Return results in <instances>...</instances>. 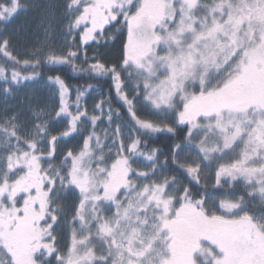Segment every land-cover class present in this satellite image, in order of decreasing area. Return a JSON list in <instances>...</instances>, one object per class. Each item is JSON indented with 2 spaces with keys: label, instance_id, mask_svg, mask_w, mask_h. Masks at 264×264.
Returning a JSON list of instances; mask_svg holds the SVG:
<instances>
[{
  "label": "snow or ice",
  "instance_id": "6c2138e0",
  "mask_svg": "<svg viewBox=\"0 0 264 264\" xmlns=\"http://www.w3.org/2000/svg\"><path fill=\"white\" fill-rule=\"evenodd\" d=\"M0 264H264V0H0Z\"/></svg>",
  "mask_w": 264,
  "mask_h": 264
},
{
  "label": "rangeland",
  "instance_id": "374dc122",
  "mask_svg": "<svg viewBox=\"0 0 264 264\" xmlns=\"http://www.w3.org/2000/svg\"><path fill=\"white\" fill-rule=\"evenodd\" d=\"M32 15V11H29L27 13H21L19 16L16 17L15 20H13L10 24H8L7 26V32L9 34H13V45L16 48V50L20 53L23 52L24 48L32 43H35L37 38H42V34L38 31L37 29V23H38V19L36 21V23H34L32 25V23L28 22L26 19H29ZM30 28H34V33L32 31V33H29V30H31ZM37 33H39L38 35H36ZM59 33V32H58ZM63 37L59 35L58 40H60V43L63 42ZM57 41V40H56ZM105 48H102V50H104ZM101 49L100 51L103 52ZM89 55L93 54L92 49H89ZM33 91L36 92V94L40 95L41 97L44 98H49L51 97V93L49 91L48 88L46 87H42L40 84L37 85H32L29 88L23 89L21 91V95L28 93L31 94ZM75 96H70V99L74 101ZM88 98V97H86ZM93 98L95 99H99V96H95V97H89V99L87 100V102L90 103V108L92 106L93 103ZM141 116H143L144 118H149V119H155L154 116H151L149 114V112L147 110H142L141 111ZM77 143L76 140H73L69 146L75 145ZM65 239L61 238L60 240V244L61 246L65 243Z\"/></svg>",
  "mask_w": 264,
  "mask_h": 264
},
{
  "label": "trees",
  "instance_id": "16d2710c",
  "mask_svg": "<svg viewBox=\"0 0 264 264\" xmlns=\"http://www.w3.org/2000/svg\"><path fill=\"white\" fill-rule=\"evenodd\" d=\"M119 48V44H115L113 46H111L110 48H107V49H104L101 50L103 52H106L107 53V59H112L114 58L117 50ZM62 75V78L66 80V82L70 85L73 86V88H75L76 86H80V85H84L86 86L87 83H91L93 85H96L97 83H99L100 85H102L103 87V91L106 93L110 87V84H111V81H110V78H108L107 80H104V79H101L99 82L98 81H95V80H92V81H86L84 79H80L79 78V74H76V73H73L71 68L68 67V66H64L62 72L60 73ZM72 96H75V92H72L71 93ZM112 95H113V98L115 97V92L113 90L112 92ZM95 96H99L100 97V93L99 91L96 92V93H93L92 96H89V97H95ZM86 98L87 100L89 99ZM75 100V98H73ZM118 104V102L114 103V107H116ZM88 105H89V108H90V103L88 102ZM153 140V143L155 146H159L161 148H165L166 145L168 143H170V141L168 140L167 136L165 134H157V136H154L152 138ZM73 140L69 141V144L72 142Z\"/></svg>",
  "mask_w": 264,
  "mask_h": 264
},
{
  "label": "flooded vegetation",
  "instance_id": "af4514ba",
  "mask_svg": "<svg viewBox=\"0 0 264 264\" xmlns=\"http://www.w3.org/2000/svg\"><path fill=\"white\" fill-rule=\"evenodd\" d=\"M37 19H38V15H37V13H35V12H32V15H31V17L29 18V19H26L28 22H30V23H32V25L34 24V23H36V21H37ZM31 30H29V33H32V31H33V33H34V28L32 29V28H30ZM39 33H37L36 35H38ZM58 38H59V33L57 32V35H56V37H55V42L56 43H60V40H58ZM57 40V41H56Z\"/></svg>",
  "mask_w": 264,
  "mask_h": 264
}]
</instances>
